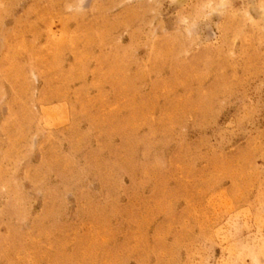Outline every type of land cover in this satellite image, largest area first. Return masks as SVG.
<instances>
[{"label": "rangeland", "instance_id": "rangeland-1", "mask_svg": "<svg viewBox=\"0 0 264 264\" xmlns=\"http://www.w3.org/2000/svg\"><path fill=\"white\" fill-rule=\"evenodd\" d=\"M0 264H264V0H0Z\"/></svg>", "mask_w": 264, "mask_h": 264}]
</instances>
